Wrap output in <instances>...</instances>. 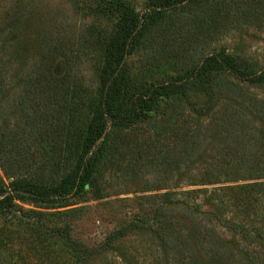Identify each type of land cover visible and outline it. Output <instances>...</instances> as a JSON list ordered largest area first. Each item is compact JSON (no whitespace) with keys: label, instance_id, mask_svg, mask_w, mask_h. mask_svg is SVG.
<instances>
[{"label":"rangeland","instance_id":"1","mask_svg":"<svg viewBox=\"0 0 264 264\" xmlns=\"http://www.w3.org/2000/svg\"><path fill=\"white\" fill-rule=\"evenodd\" d=\"M122 1L137 13L144 12L149 2ZM99 3L0 0V74L7 68L0 80L8 92L0 101V123L9 121L18 131L15 147L28 136L22 104H36L43 98L41 85L36 84L41 72L68 76L76 97L85 104L98 97L104 65L101 42L118 22L117 17L92 16L89 7ZM168 16L160 29L148 34L145 43L150 44L128 59L130 73L138 82L156 85L183 76L206 55L219 51L246 61L256 72L264 70V0H213L203 7L180 6ZM253 92L264 98V85ZM203 101L202 96L190 97L182 106L193 113V104ZM226 102L222 97L216 109ZM176 105L174 98L162 97L144 123L126 130L112 129L103 143L92 184L77 194L52 202L45 198L16 200L14 208L0 210V264H176V251L171 248L180 235L174 227L177 221L189 229H200L209 245L213 237L220 236L230 248L250 253L252 249L240 235L220 222L222 211L227 221L233 220L229 219L233 207L223 206L210 194H181L250 183L197 185L200 174L216 157L219 138L209 129L217 121L200 122L204 137L182 170H163L165 156L174 153L175 144L172 140L151 144L150 137L155 127L175 125L172 113ZM256 125L264 127L260 122ZM28 163L12 177H5L0 169L5 185L47 179L52 174ZM191 175L199 178L191 180ZM258 224L262 228L264 219ZM126 227L130 231L123 237L112 236ZM63 233L86 256L74 255ZM163 239L168 247L163 246Z\"/></svg>","mask_w":264,"mask_h":264},{"label":"trees","instance_id":"2","mask_svg":"<svg viewBox=\"0 0 264 264\" xmlns=\"http://www.w3.org/2000/svg\"><path fill=\"white\" fill-rule=\"evenodd\" d=\"M99 1L97 7H89V13L96 17H117L118 22L116 29L101 42L104 65L98 97L85 104L76 97L68 76L58 78L48 71L38 74L36 84L41 85L43 98L36 104H26L27 101L22 104L20 112L28 136L21 146L15 147L19 133L10 127V122L0 123V169L5 177H12L30 162L37 170L47 169L52 174L47 179L8 186L0 175V210L14 208L16 200L45 198L52 202L85 189L93 182L108 133L115 128L126 130L144 123L156 101L172 97L177 101L176 111L172 113L175 125L155 127L150 137L151 144L171 140L175 144L174 153L165 156L163 170H182L204 137L200 122L217 121L209 129L215 139L219 138L216 157L200 174L197 185L250 183L181 194H210L223 206L233 207L234 215L229 219L241 217L240 222L227 221L225 211L220 214V222L237 232L247 248L252 249L250 253L239 249L237 252L225 245L220 236L213 237L209 245L200 229H189L177 221L174 227L180 235L171 248L176 251V264H264V226L260 228L258 224L264 219V127L253 126L255 122L264 124V98L253 92L264 85V70L256 72L246 61L219 51L206 55L183 76L156 85L138 82L130 73L128 59L137 49L150 44L145 43L148 34L160 29L174 9L189 5L203 7L213 0H149L142 13L135 12L122 0ZM12 25L15 28L16 23L13 21ZM6 72L5 67L0 78ZM2 83L0 80V101L8 94ZM198 96L204 101L191 103L193 113H187L182 103ZM222 97L228 102L217 110ZM128 230L130 227L112 236L121 238ZM62 236L68 240L74 255L86 256L69 239V234ZM162 244L168 247L165 239Z\"/></svg>","mask_w":264,"mask_h":264}]
</instances>
